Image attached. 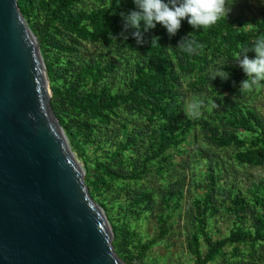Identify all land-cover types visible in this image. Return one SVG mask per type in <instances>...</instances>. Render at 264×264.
I'll return each mask as SVG.
<instances>
[{"label": "trees", "instance_id": "16d2710c", "mask_svg": "<svg viewBox=\"0 0 264 264\" xmlns=\"http://www.w3.org/2000/svg\"><path fill=\"white\" fill-rule=\"evenodd\" d=\"M18 5L40 43L49 76L52 69L47 53L48 46L59 49L64 55L65 52L77 54L80 53L82 42H93L103 47L117 48L119 56H123V53L131 54L132 61L129 70L127 69L125 88L113 90L106 82L109 74L117 71L120 60H101L94 56L83 59L74 56L68 59L70 64L75 62L73 76L67 78L62 89L50 86L52 96H63L71 112H74L73 117L66 120L52 103L54 113L68 137L72 150H76L78 159L83 156L79 148L82 150V146L89 142L96 145L101 141V136L104 137L102 140H105L104 144L107 146L104 149L105 159H92L100 174L91 177L85 170V182L88 188H91L92 197L104 184L107 185V178H145L152 171L153 161L162 162L171 148L184 141L186 127H180L178 124L173 126L171 121L182 102L180 76L191 78L189 84L192 87H205L211 82L210 63L215 59H222L219 64L226 61L224 70L230 74L229 79L221 81L218 78L216 82L223 86L229 95L237 94L238 84L246 77L234 60L235 55L242 48H250L258 37H264V16L260 19L242 20L228 14L225 21L221 20L207 31L194 30L185 19L176 35L171 37L162 25L157 24L154 29L144 33L146 42L137 45L131 36L132 30L127 33L128 39L119 37L122 31L121 13L127 14L135 10L133 0H96L91 5L85 4V0H18ZM37 7L43 13L39 27L34 26V19H31L36 14ZM50 30H54L64 41L60 43L53 37L47 39ZM189 34L190 39L204 46L202 50L197 49L193 54H189L177 47ZM111 36L117 38L113 39ZM153 37H159L158 44L151 45ZM247 55L251 59L255 53L249 51ZM124 110L142 115L148 125L138 128L135 125L130 126L129 121L124 120L119 123L117 133L110 125L114 116ZM226 123L229 129L224 133L214 131L210 138L220 146L234 147L236 151L232 157L237 163L264 165L263 115L248 105L237 108L229 106ZM242 132L247 134L241 136ZM117 134H121V137L117 138ZM134 149L138 152L137 158L132 160L129 157L130 161L127 163L120 157L124 152H133ZM125 163L127 170L123 167ZM83 167L85 169V166ZM154 172L162 174V167H157ZM208 177L212 182L214 178H218V191L224 193L219 171L216 174L210 171ZM246 191L250 194L248 198L235 193L232 187L228 189L226 198L236 223L227 235L219 238H213L207 229L212 192H206L202 200L196 203L195 228L189 238L193 264H264V182L251 181ZM127 199L124 211H132L135 208L143 211L142 208L147 206L150 195L138 192L129 194ZM174 202L175 205L180 204L175 196ZM100 204L104 206L102 202ZM250 205L258 208L259 213L257 220L247 228L241 224V219ZM166 232V226L162 225L158 237L145 241L138 246L137 252L133 253L123 251L121 233L113 228V245L118 256L126 264H135V261L144 264L147 250ZM201 243L205 245L204 250ZM226 255H229L230 259L222 258Z\"/></svg>", "mask_w": 264, "mask_h": 264}, {"label": "rangeland", "instance_id": "374dc122", "mask_svg": "<svg viewBox=\"0 0 264 264\" xmlns=\"http://www.w3.org/2000/svg\"><path fill=\"white\" fill-rule=\"evenodd\" d=\"M93 2L96 0H85L87 5H91ZM228 14L242 20L260 19L264 16V0H235ZM42 18L43 13L37 7L36 14L31 18L34 19V26H41ZM50 37L60 43L64 41L54 30H50L47 39ZM47 49L52 69L50 76L46 69L49 86L54 85L62 89L67 78L70 79L73 76L75 62L70 64L67 60L74 56L78 59L93 56L101 60L102 58H118L120 66L115 73L109 74L106 82L113 90L126 86L127 71L132 61L130 53H123V56H119L117 48L103 47L99 43L93 42H82L80 53L77 54L65 52L64 55L59 49L49 46ZM220 60L222 59H215L210 63V73L214 67L219 66ZM44 65L46 68L45 63ZM218 78L211 80L205 87L201 85L192 87L189 84L191 78L180 76L182 102L171 121L173 126L178 124L180 127H186L184 141L177 147L171 148L162 162L153 161L152 171L145 178L138 180L107 178V185L104 184L94 197L91 196L104 210L112 232L114 228L121 233L120 241L124 247L123 251L136 253L138 246L158 237L162 225L166 226L165 235L147 250L144 264H193L189 238L195 228L196 213L194 208L196 203L202 200L206 192H212L207 229L213 238H219L227 235L236 223V218L226 198L228 189L232 187L235 193L248 198L250 194L247 193L246 187L249 182H264V165L239 164L232 157L236 151L234 147L220 146L210 138L214 131L224 133L227 128L229 129L226 123L229 106L237 108L248 105L255 108L264 117V84L249 92L239 89V83L238 93L229 95L223 86L217 84ZM195 99L202 101V106L198 118H191L187 115L188 104ZM50 101L51 106L52 103L55 104L66 120L73 117L74 112H71V108L63 96L59 94L52 96L51 93ZM80 116L82 118V115ZM124 120L129 121L130 126L135 125L138 128L148 125L142 115L124 110L114 116L110 128L119 133V123ZM121 134H117L116 137L120 138ZM244 134L247 133L242 132L241 136H245ZM102 139H104L103 136L96 145L89 142L82 146V150L79 148V151L83 153L79 159L91 177L94 174H100L97 164L93 163L92 159L94 157L99 158V161L105 159L104 149L107 146L104 144L105 140ZM144 141H146V136H144ZM106 143H110V141H106ZM73 151L77 155L76 150L73 149ZM137 155L138 152L134 149L133 152H124L120 157L128 163L129 157L133 160L138 157ZM127 163L123 166L126 170ZM157 167H162V174L154 172ZM210 171L213 174L219 171L224 193L218 191V178H214L212 182L208 177ZM90 189L88 188L89 193ZM138 192L150 195L147 206L142 208L143 211H140L139 208L124 211V205L128 203V195ZM174 196L179 199L180 204L175 205ZM101 202L104 206L100 204ZM258 213L259 209L250 205L246 213L242 214L241 224L250 228L253 221L257 220ZM239 224L240 222L237 223V225ZM201 246L204 250L205 245L201 243ZM222 258L230 259L229 255Z\"/></svg>", "mask_w": 264, "mask_h": 264}, {"label": "water", "instance_id": "95a60500", "mask_svg": "<svg viewBox=\"0 0 264 264\" xmlns=\"http://www.w3.org/2000/svg\"><path fill=\"white\" fill-rule=\"evenodd\" d=\"M50 97L18 0H0V264H126Z\"/></svg>", "mask_w": 264, "mask_h": 264}, {"label": "clouds", "instance_id": "9594fccd", "mask_svg": "<svg viewBox=\"0 0 264 264\" xmlns=\"http://www.w3.org/2000/svg\"><path fill=\"white\" fill-rule=\"evenodd\" d=\"M235 0H133L135 10L127 14L121 13L122 31L119 37L128 39L127 33L137 45H143L146 41L144 33L154 29L157 24L162 25L167 34L175 36L181 27V22L187 19V23L196 31H207L221 20H226L231 6ZM191 34V33H190ZM190 34L183 38L177 45L182 51L193 54L197 49L202 50L203 45L190 39ZM116 39L117 37L111 36ZM159 37L151 39V45L158 44ZM255 53L254 58H249L247 53ZM234 60L243 71L246 79L240 82L239 89L254 91L264 84V37H258L250 48H242ZM226 61L214 67L210 73L209 81L217 77L221 81L229 79V73L224 70ZM202 101L195 99L188 104L187 115L198 118Z\"/></svg>", "mask_w": 264, "mask_h": 264}, {"label": "built area", "instance_id": "2783aa9c", "mask_svg": "<svg viewBox=\"0 0 264 264\" xmlns=\"http://www.w3.org/2000/svg\"><path fill=\"white\" fill-rule=\"evenodd\" d=\"M134 263H135V264H142V263H141V262H139V261H135Z\"/></svg>", "mask_w": 264, "mask_h": 264}]
</instances>
